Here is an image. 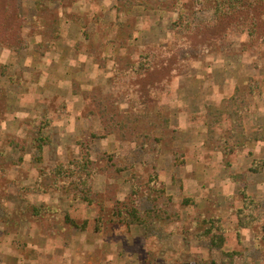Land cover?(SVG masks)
I'll use <instances>...</instances> for the list:
<instances>
[{"label": "rangeland", "instance_id": "1", "mask_svg": "<svg viewBox=\"0 0 264 264\" xmlns=\"http://www.w3.org/2000/svg\"><path fill=\"white\" fill-rule=\"evenodd\" d=\"M9 1L27 46L0 37V264H222L231 251L232 264H264V141L240 149L226 114L206 123L208 105L253 78L261 87L245 95L242 131L264 135V40L204 41L196 24L211 12L197 0ZM152 50L165 79L144 83L141 103L166 119L156 127L134 116L143 106L120 81ZM83 154L97 171L91 193L55 187V166ZM121 208L150 212L148 222L120 223ZM250 210L253 226L241 227L237 213Z\"/></svg>", "mask_w": 264, "mask_h": 264}, {"label": "trees", "instance_id": "2", "mask_svg": "<svg viewBox=\"0 0 264 264\" xmlns=\"http://www.w3.org/2000/svg\"><path fill=\"white\" fill-rule=\"evenodd\" d=\"M197 2L203 3L204 7L209 8L211 12V18L208 22L205 23L202 21L196 24V26L208 30V32L205 33L208 38L204 41L220 40L225 37L228 32L232 31L247 33L249 38L245 45L247 49L257 46L258 40H264V0H197ZM13 8L14 6L11 1L0 0V37L8 35L11 39L8 40L7 45L11 46L14 43L13 48L18 49L20 46H17V42L22 38L16 14L17 12ZM180 19L181 16L174 24L181 28L183 33L191 32L194 26L186 24ZM212 29L214 30L212 31ZM199 34L203 35L202 32H199ZM18 43L22 44L24 47L27 46L26 42ZM194 46L196 47V45ZM199 49V47H196V50ZM158 55H161V53H157V51L154 50L150 52H141L139 59L136 62L130 63L128 72H125L123 77L120 78V81H123L126 86H128L130 92L134 90L135 94L129 95V97L133 98L134 102L141 103L147 101L146 95H144L147 92V90L144 89V87H146L143 85L144 83L147 85L146 89L149 91L151 87L154 89L157 85H161L162 81L165 79V76L155 69V65L158 63ZM165 66L168 71L175 69V63L172 60L167 61ZM246 87L247 89L243 91L241 87L237 86L234 95L229 99L223 100V102H225L224 106L223 102L217 106H207V117L211 116V118H209L211 120L209 121L208 119L206 121L207 125L210 127L221 119L222 114H226L231 122V129L234 134L233 137L236 141L235 145L236 147H241L240 149L244 147L246 141H264V135L260 134L257 136L258 132L245 135L242 131V113L247 110L245 95L246 93H256L261 87V84L259 80L249 78ZM240 90L242 91L241 96H239ZM141 105L143 106V112L134 114V116H138V118L149 117L151 124L155 127L162 126V123L167 122L164 117L156 113L147 112L146 103H141ZM116 123V127L120 132L123 125L122 121L117 120ZM144 137H149V134H145ZM239 137H242L244 140L240 139L237 141ZM40 140L43 139L40 138ZM42 144L43 143L38 144V149H41ZM146 144L152 147L151 142ZM147 149L150 148L147 147ZM235 150L233 146L231 150H225L224 148L221 151L226 154H232ZM258 170L259 168H252L250 171L256 172ZM96 172L92 160L87 154H83L80 158L74 159L68 163H59L55 166L53 173L55 176L60 177V183H55L54 186L58 189L75 188L82 193L85 192L90 194L92 189V177ZM72 182L73 184H71ZM243 196L246 200L249 199L246 194ZM85 199H87V197H85ZM34 213L36 215V210H34ZM116 215L118 216L117 221L129 226L131 224H146L150 212L143 214L138 212L135 208L129 211L121 208ZM237 217L241 227L253 226L252 224L245 223V220H250L251 222L255 220L252 210L247 213L239 211ZM67 221L76 224L73 220L67 219ZM99 222L100 220L97 219L94 228L95 231H99L102 227L99 226ZM212 224L213 226H211L212 228H210V231H213L215 235L210 243L221 248L224 241L223 234L221 232L219 233L220 230L217 228V225L215 226L214 221ZM233 255L234 257L237 255L235 251L223 253L221 258L222 264H232L234 259Z\"/></svg>", "mask_w": 264, "mask_h": 264}, {"label": "crops", "instance_id": "3", "mask_svg": "<svg viewBox=\"0 0 264 264\" xmlns=\"http://www.w3.org/2000/svg\"><path fill=\"white\" fill-rule=\"evenodd\" d=\"M70 31V30H69ZM55 43H57V45L59 46L60 44H62L63 45V47H67L68 45H67V43H64V42H59V41H56ZM59 56V55H58ZM60 60V59H59ZM259 143H260V141H259Z\"/></svg>", "mask_w": 264, "mask_h": 264}]
</instances>
